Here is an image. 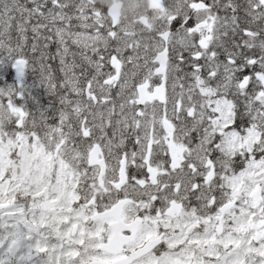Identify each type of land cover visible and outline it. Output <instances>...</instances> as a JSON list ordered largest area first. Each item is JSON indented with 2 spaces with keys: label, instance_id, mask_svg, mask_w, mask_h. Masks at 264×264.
Listing matches in <instances>:
<instances>
[{
  "label": "snow or ice",
  "instance_id": "snow-or-ice-1",
  "mask_svg": "<svg viewBox=\"0 0 264 264\" xmlns=\"http://www.w3.org/2000/svg\"><path fill=\"white\" fill-rule=\"evenodd\" d=\"M0 76V264H264V0H0Z\"/></svg>",
  "mask_w": 264,
  "mask_h": 264
},
{
  "label": "rangeland",
  "instance_id": "rangeland-1",
  "mask_svg": "<svg viewBox=\"0 0 264 264\" xmlns=\"http://www.w3.org/2000/svg\"><path fill=\"white\" fill-rule=\"evenodd\" d=\"M51 51H53V52L55 51V47L54 46L52 47ZM32 78H33V75H32V72L30 71V73L28 75V81H29V83L32 82ZM6 79H7V76H0V81L6 80ZM8 82H11V80L8 79Z\"/></svg>",
  "mask_w": 264,
  "mask_h": 264
}]
</instances>
